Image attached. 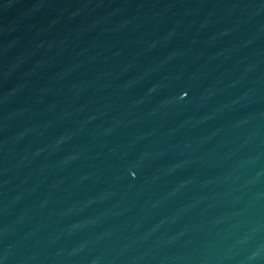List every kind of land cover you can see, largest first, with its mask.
Instances as JSON below:
<instances>
[{
	"label": "water",
	"instance_id": "1",
	"mask_svg": "<svg viewBox=\"0 0 264 264\" xmlns=\"http://www.w3.org/2000/svg\"><path fill=\"white\" fill-rule=\"evenodd\" d=\"M0 264H264V0H231Z\"/></svg>",
	"mask_w": 264,
	"mask_h": 264
}]
</instances>
